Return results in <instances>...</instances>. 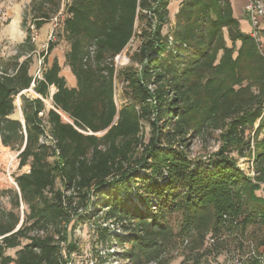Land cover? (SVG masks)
I'll list each match as a JSON object with an SVG mask.
<instances>
[{"label": "trees", "instance_id": "obj_1", "mask_svg": "<svg viewBox=\"0 0 264 264\" xmlns=\"http://www.w3.org/2000/svg\"><path fill=\"white\" fill-rule=\"evenodd\" d=\"M60 1H35L37 29ZM170 2L72 0L63 30L77 87L60 75L57 58L41 79L30 73V56L20 62L18 55L12 73L1 71V141L21 151L20 166L30 169L17 176L19 191L0 193L11 204L0 203V264H68L77 250L69 225L99 211L102 241L115 242L132 264H162L173 216L200 239L218 231L224 214L264 229V196L256 193L264 184V56L232 0H182L172 25ZM140 20L146 29L131 59L137 67L123 72L136 110L115 101V59ZM30 88L36 96L20 95ZM18 95L24 124L12 118ZM142 121L151 128L148 142ZM210 128L221 130L223 146L210 158L189 159L180 148ZM249 129L254 137L246 140ZM234 151L253 161L254 179L228 154ZM110 223L122 233L112 234ZM16 248V258L7 254Z\"/></svg>", "mask_w": 264, "mask_h": 264}, {"label": "rangeland", "instance_id": "obj_2", "mask_svg": "<svg viewBox=\"0 0 264 264\" xmlns=\"http://www.w3.org/2000/svg\"><path fill=\"white\" fill-rule=\"evenodd\" d=\"M37 0H0V4L7 10L13 5L21 10L23 23L26 28H24V33L26 37L30 30H27L30 24L36 23L33 20V9L34 3ZM72 0H61L59 12L48 22L46 27L49 28V33L47 37L40 40V29H38V37L35 42L19 43V40L9 41L7 38L0 39V71L7 70L12 73L13 64L15 63V58L21 55L19 61H24L28 56L31 59L30 73L33 75L37 72L36 68L39 67V60H42V69L47 67L50 61H53L54 53H58L63 56L66 52V36L63 30V23L66 18V8L67 5L71 3ZM173 1V0H170ZM175 1V0H174ZM174 7L171 6V10ZM8 23L4 26H0V31L7 29ZM23 26V27H25ZM170 26V25H169ZM164 28L163 33L166 34L170 27ZM19 28V27H18ZM146 29V24L143 20H140L136 24V36L131 40L129 45L125 50L115 59V65L117 73L115 76V101L119 107L129 106L135 108L139 107L133 102V90L128 85V83L123 78V72L130 67H137L136 64L132 62V57L136 50L142 45L145 39V34L143 33ZM31 35V33H30ZM52 35V39L50 36ZM228 44L231 42L227 39ZM49 43H56L60 46L59 49L48 53ZM33 47V48H32ZM58 48V47H56ZM56 51V52H55ZM32 71V72H31ZM34 76V75H33ZM153 87L150 90L153 91ZM27 96H36V93L29 90L20 93ZM18 95L15 98V112L12 115L14 119H22L21 106V96ZM46 105L48 108L52 107L51 99L46 100ZM65 121H70L65 115H63ZM143 123V138L144 142H148L151 136V128L148 123L142 121ZM100 135V134H99ZM254 129H249L246 131L245 139H253ZM263 134L260 135V138ZM50 141V138H48ZM225 143L220 129L206 130L203 134L197 135L189 141L188 147H181L189 159L195 158H210ZM13 153H17V150H10ZM6 151L3 152L2 162H5L7 157ZM12 153V155H13ZM137 151L136 156L139 155ZM228 154L237 159L238 166L242 169L244 173L254 179L253 175L254 166L251 164L250 158L240 157L237 152H228ZM54 158H51L53 161ZM20 158L18 157V163ZM29 166L21 167L18 164V169L14 173V178L16 179L18 175L28 172ZM61 183L57 181V187H60ZM262 188L256 193L260 196H264ZM6 189L17 190L7 177L3 175V167L0 166V193ZM18 191V190H17ZM0 203L6 208L10 209V197L9 195L0 194ZM24 211H26V206L21 205L20 215L21 218L24 217ZM103 214L101 211L94 216L87 214V218L80 221H73L69 225V235L75 240L77 245V250L71 255L68 264H132L131 261L126 260L122 257L123 249L118 246L115 242H103L100 234L98 232L97 226L103 224ZM173 235L172 239L166 244L165 251L162 256V264H251L253 260H256L259 264H264V246H259L262 233L264 229H260L258 226L248 225L244 227L242 223V217H237L230 214H224L222 216V221L220 228L217 232H209L204 239L197 238L196 235L187 231L184 232L180 229V219L173 216L171 219ZM111 233L121 234L119 226L109 225ZM212 236L215 240L210 241L208 237ZM27 241L24 240L23 244ZM19 248L8 249L7 254L16 258V252ZM65 257L66 253L63 252ZM14 264V263H12ZM147 264H157L155 262Z\"/></svg>", "mask_w": 264, "mask_h": 264}, {"label": "crops", "instance_id": "obj_3", "mask_svg": "<svg viewBox=\"0 0 264 264\" xmlns=\"http://www.w3.org/2000/svg\"><path fill=\"white\" fill-rule=\"evenodd\" d=\"M182 0H173L170 2L169 4V17H170V21H171V25L175 22V17L176 14L180 8V3ZM247 0H232L233 2V7H234V12L236 17H238L240 19L241 22V28L244 32L249 33L251 31V25L249 23V20L247 19V16L244 12V7L246 4ZM171 6H173L174 8L171 10ZM8 15H9V26L7 29L5 30H1L0 31V39L1 38H7L9 41H15V40H19V43H23L24 40L26 39V35L24 33V27L22 25L23 23V17H22V12L21 10H18V8H16L14 5L13 7H11L9 9ZM48 25V23L44 24L42 26V28H40V40H43L47 37L48 33H49V28L46 27ZM19 27V28H18ZM66 52L63 56H60L56 51V53H54V58L58 59L59 65L61 67V72L60 75L64 76L66 81H67V85L70 88H74L77 87V79L75 77V75L73 74L71 68L66 64V53L69 51L70 46L68 44V42L66 41ZM58 47V48H56ZM60 46H55V48L53 49V51L55 49H59ZM53 61H50L47 64V67L51 66ZM45 67L44 70L47 68ZM38 69V68H36ZM37 71V70H36ZM32 72V71H31ZM34 77L36 76V72L33 73ZM52 93H54L56 91L55 87L51 88ZM31 92H34V90H31ZM35 93V92H34ZM24 94V93H23ZM22 120V119H21ZM4 150L7 152L6 156H10L12 154V152L10 151L11 149L9 147H3ZM3 155V154H2Z\"/></svg>", "mask_w": 264, "mask_h": 264}, {"label": "built area", "instance_id": "obj_4", "mask_svg": "<svg viewBox=\"0 0 264 264\" xmlns=\"http://www.w3.org/2000/svg\"><path fill=\"white\" fill-rule=\"evenodd\" d=\"M244 12L247 16V19L249 20V23L251 25V31L250 35L254 39L260 53L264 56V2L263 0H247L245 7H244ZM9 20V15L7 10L0 4V26H4L8 23ZM29 30L31 33V40L33 42L36 41L38 35V29L36 27V24H30L29 25ZM50 39H52V35L50 36ZM120 55V54H119ZM118 55V56H119ZM117 56V57H118ZM116 57V58H117ZM42 65V60H39V67L36 72V78H42L43 74V69L41 67ZM1 74V71H0ZM34 86V84H33ZM33 90L32 88L29 89V91ZM20 109L21 106L19 105ZM253 145V144H252ZM4 145L2 144L1 141V135H0V166L3 167V175L8 178V180L11 182V184L17 188L19 191V187L17 185L16 179L14 178V173L18 169V164L20 165V162L18 163V157L20 155L21 151H18L17 153H13L10 156L7 157L5 162H2V154L5 151L4 150ZM254 150V145L252 146ZM23 150V149H22ZM251 164H253V161H251ZM254 166V164H253ZM256 173L254 172L253 169V175ZM208 240L211 242L214 241L215 239L212 236L208 237Z\"/></svg>", "mask_w": 264, "mask_h": 264}, {"label": "water", "instance_id": "obj_5", "mask_svg": "<svg viewBox=\"0 0 264 264\" xmlns=\"http://www.w3.org/2000/svg\"><path fill=\"white\" fill-rule=\"evenodd\" d=\"M23 117V116H22ZM22 123L24 124V118H22ZM24 147H25V145H24ZM24 147H23V149H24ZM22 225V221H21V223H20V225L18 226V228L17 229H19L20 228V226Z\"/></svg>", "mask_w": 264, "mask_h": 264}]
</instances>
